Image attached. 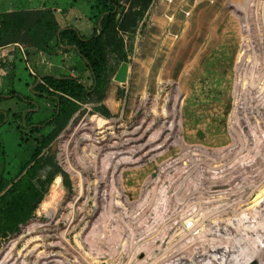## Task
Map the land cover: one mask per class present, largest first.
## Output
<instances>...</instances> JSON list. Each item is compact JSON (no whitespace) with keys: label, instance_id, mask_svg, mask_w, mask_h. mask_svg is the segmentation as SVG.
Returning <instances> with one entry per match:
<instances>
[{"label":"rangeland","instance_id":"rangeland-1","mask_svg":"<svg viewBox=\"0 0 264 264\" xmlns=\"http://www.w3.org/2000/svg\"><path fill=\"white\" fill-rule=\"evenodd\" d=\"M23 2L0 0V13L7 9L18 10L25 7ZM65 7L81 9L79 19L91 22L89 32H94L97 20L95 16L99 12L98 0H65ZM131 9L140 13L136 16L137 24L135 27L123 28L125 22H133L131 17L124 18V14ZM182 10L189 11L190 15L186 16ZM180 19H188L190 29L193 19L197 39L185 43L184 55H178L174 48L166 53L163 46L166 36L164 28L166 25L175 26ZM242 34H259L264 38V0H145V3L141 0L139 4H136V0H121L116 27L103 38L106 66L103 83L89 99L79 104V109L70 118L47 127L40 135H34L30 130L21 128L15 117V114L26 109V105L16 100L3 103L2 109L9 112V117L7 125L0 130L1 175L15 180L30 162L41 138L49 136L51 141L39 157L42 168L35 179L37 187L46 192L45 198L17 233L0 235L1 264H7L9 242L24 226L33 220L50 223L59 216L57 227L62 232L67 230L70 218L75 220L65 238L69 248L66 250L56 246L53 249L56 255L62 251L68 264H144L152 255L155 257L161 246L155 244L153 234L147 237L153 243L145 239L146 243L141 241V230L130 215L129 208L141 210L142 206L137 203L143 197L139 200L135 198L152 166L140 168L141 164L136 159H141L142 153L137 158H130L131 160L128 156L120 158L118 166L113 165V170L120 171L119 174L127 170L123 177L124 183L120 175L119 181L115 179L112 184H108L107 193L101 194L106 200H100L101 184L98 183V177L93 170L85 168L92 164V154L90 151L83 153V141H79L75 154L69 155L71 163L81 162L79 170H82L83 189L82 195L78 197L79 183L62 164L64 136L76 123L86 118L98 126L112 121L121 124L116 131L108 128L106 133L99 134L100 137L107 134L105 142H111V145L118 142L117 132L127 131L128 134L133 130L147 129H150L149 137L157 135L156 140L159 138L164 141L167 135L166 140L176 136L182 145L187 144L186 141L215 147L226 145L227 116ZM12 48L0 49V79L4 76L1 75L3 69L12 75L11 80L15 75L13 63L5 62L6 57L3 56ZM123 64L128 65L127 74L124 81H118L116 78ZM4 90L0 89V94L10 91L7 88L4 93ZM16 90L23 93L26 89L20 84ZM37 104L32 122L38 123L54 116L55 104ZM251 106L255 105H248ZM176 133L184 136H177ZM127 139L124 137V140ZM51 175H54L53 180L48 183ZM116 193L119 194L118 200L115 198ZM128 193L135 201L128 197ZM120 199L124 201L120 202ZM255 201L248 203L252 205L248 209L264 208L256 206L258 202ZM118 205L121 209H116L119 208ZM188 207L182 209L177 221L186 216ZM119 217L123 219L122 222L118 221ZM130 217L132 222L129 221ZM250 220L255 222L252 217ZM263 223L264 214H261L260 224ZM118 229H122L121 232ZM129 229L132 234L127 236ZM46 232L52 237L55 235L50 230ZM182 246H179V250L172 249L160 260L149 263L166 264L169 260L174 261L179 254L186 257V262L193 255L197 259L199 254H193V250L183 251L185 246ZM243 248L248 249V252L252 250ZM219 252L218 250L215 254L218 256Z\"/></svg>","mask_w":264,"mask_h":264},{"label":"built area","instance_id":"built-area-1","mask_svg":"<svg viewBox=\"0 0 264 264\" xmlns=\"http://www.w3.org/2000/svg\"><path fill=\"white\" fill-rule=\"evenodd\" d=\"M182 13L190 15L189 11L182 10ZM169 19L172 21L171 17ZM235 66L225 146L187 141L182 145L176 138H169L165 144H162L163 139L151 142L148 131H142L144 136L137 132L123 147L100 146L103 147L99 151L100 195L107 193V185L114 179L119 181L120 175L122 180L127 171L119 174L120 171L113 170L112 165L117 163L113 160L117 156L135 158L134 153L142 152L138 162L140 168L152 166L135 198L143 197L137 203L142 208L134 210L128 206L130 215L141 230L142 242L145 239L153 243L147 239L153 234L158 246L183 245L184 251L207 255L183 264L203 261L215 264L212 255L221 248L259 250L260 247L258 225L254 226L248 217L261 223L262 210L248 209V203L264 199V38L259 34H242ZM251 104L255 106L248 107ZM111 152H115L112 158ZM118 197L116 193L117 200ZM128 197L135 201L129 193ZM187 206L186 216L177 221ZM116 215L120 216V213L116 212ZM118 221L123 219L119 217ZM127 234H132L130 229ZM189 237L191 239L187 240ZM258 253L260 255V251ZM222 256L224 258L218 264H233L231 253L225 251Z\"/></svg>","mask_w":264,"mask_h":264},{"label":"trees","instance_id":"trees-1","mask_svg":"<svg viewBox=\"0 0 264 264\" xmlns=\"http://www.w3.org/2000/svg\"><path fill=\"white\" fill-rule=\"evenodd\" d=\"M98 1L99 12L95 16L97 20L90 36H85L74 27H63L56 10L52 8L0 13V48L19 44L33 52H44L51 56L68 48L74 49L85 61L94 83L93 87L89 88L82 80L72 76H38L34 80L32 93L37 98L54 102V116L38 123L32 122L38 104L33 97L12 89L9 93L0 95V130L8 123L9 112L2 109V104L6 101L16 100L26 105V109L15 114V117L21 128L30 130L34 135H40L47 127L70 118L79 109V104L89 99L102 85L106 70L103 38L116 27L121 0ZM140 1L136 0V4ZM139 14L132 9L125 13L124 18L131 17L133 22H125L123 28L135 27L136 16ZM41 139L36 144L30 162L15 180L0 174V235L17 233L45 198L46 192L37 187L35 179L42 168L39 157L51 137L43 136ZM53 177L54 175H51L47 182L51 183Z\"/></svg>","mask_w":264,"mask_h":264},{"label":"bare ground","instance_id":"bare-ground-1","mask_svg":"<svg viewBox=\"0 0 264 264\" xmlns=\"http://www.w3.org/2000/svg\"><path fill=\"white\" fill-rule=\"evenodd\" d=\"M178 112L180 113L181 111L178 110ZM100 120H102V119H100ZM183 123H185V122H183ZM120 126H121V124H119L117 121H112L110 124H103L101 126H98L95 123L91 122L89 119L85 118V119L80 120L78 123H76L71 128V130L67 133V135L64 136V140L62 142L63 143L62 144V148H63L62 164L68 171L71 172V174L73 175V178L76 180V182L79 183L80 193H79L78 197H80L82 195V189H83V182L81 180V171L82 170H79L81 162L71 163L69 160V157H71V156H69V155L75 154L76 145L79 143V141H83V148H82L83 153L86 154L87 152L90 151L92 154V158H93L92 164H90V165L85 164L86 166L85 165H83V166H85L86 169H91L96 173V175L98 177V183H99V151L101 149H103V147H100V146L109 147V148L112 147L114 149L117 148L118 146L123 147V146H126L125 145L126 141L128 140L130 142L132 136L136 135L137 132L142 133V130L141 131L133 130L134 132H131V133L129 132L128 134H127V131L117 132L118 142L117 143L113 142L112 145L110 144L111 142L110 143L105 142V137L107 138V134H105L103 137L99 136V134L106 133L108 128L114 129L112 131H116V129L120 128ZM149 130L147 129L148 133H149ZM143 131H145V130H143ZM175 131H177V130L175 129ZM165 132H167V131H165ZM144 133H142L143 136H144ZM112 134H114V133H112ZM175 135L184 136L183 134H179V133L178 134L176 133ZM156 136L157 135L153 134L152 137H149V140L151 139V142L156 141V138H157ZM124 137H128V139L124 140ZM166 138H167V135L165 136V139H164L162 144L167 142ZM175 138H176V136H175ZM114 153L115 152L110 153L111 158L113 157ZM141 153L140 152L134 153L135 158H137L138 155ZM132 154H133V152H132ZM122 159H124V158H122ZM136 160L139 161L140 159L138 158ZM113 161L114 162L117 161V163H114L113 165L115 167L118 166L119 161H120V156H117V158H115ZM88 164H89V162H88ZM114 181H115V179L112 182H114ZM97 195H99V194H97ZM102 196L103 195H101V197ZM102 200H106V199L104 197H102ZM108 202H110V201H108ZM255 202H258V204L256 203V206H258V205L259 206L261 205L262 207L264 206V199L257 200ZM214 203H216V202H214ZM112 204H114V203H112ZM253 205H255V204H253ZM250 206H252V205H250ZM118 207H119V205H118ZM260 210H262V216H263L264 208H260ZM59 218H60V216L55 221H52L50 223H44V222L39 221V220H33L30 223H28L26 226H24L22 231L19 234H17L9 242L7 264H68L67 258L62 256V251L60 252V254L56 255L53 253V249L56 246H58L61 249L65 248L66 250H67V248H69V243H68V241H66L67 239H65V238H66V235L69 233V231L73 228V224L75 223V220L73 217L70 218L69 223L67 225V230L62 232V231H59L58 230L59 228L57 227ZM250 219H251V217H250ZM253 223H254V226L258 225V228L256 230H259V234H260L259 237L261 238L260 243H259V245H260L259 250L253 248L250 252H248V249H244V248L242 249V247L240 250L234 249V248L232 249V247H230V248L226 247L225 250L223 248H221V249H219V251L221 252V253L219 252V254H220L219 256H217V254L212 255L213 260L216 261L215 264L221 263V259L224 258L222 256V253L225 251H228L229 253H231L230 259H231L233 264H252L253 262H257V261H261L259 263L264 264V259H263L264 244L262 242L263 241L262 239H264V223L263 224H260V222L259 223L253 222ZM255 228L256 227H253V229H255ZM48 230H50L51 233H55V235H53L54 237H52L51 234L49 235L48 232H46ZM189 239H191V238L189 237ZM51 240H52V242H50ZM182 247H184V246H182ZM146 248H144V249H146ZM167 248L178 249L180 247L179 246L171 247L168 245ZM167 248L160 247V249L158 250V253L155 254V257L152 255V257L150 259H148V260L145 259L146 262H144V264L145 263L148 264L152 260H156V259L160 260L166 253L172 251V250H169ZM258 251H260V255H259ZM180 252H182V251H180ZM186 252H185V255H186ZM190 254H192V253H190ZM165 256H167V255H165ZM193 256L194 257L190 258V259H194L195 255H193ZM205 256H207V255H203L202 253H200L197 256V258H203ZM169 261H170L169 263L168 262L167 263L165 262V263L166 264H183L184 261L186 262V257L182 254L181 255L179 254V256L177 255V257H175L174 261H171V260H169ZM155 262L156 261H154V263ZM204 262L205 261H203L199 264H205ZM151 263H149V264H151Z\"/></svg>","mask_w":264,"mask_h":264},{"label":"crops","instance_id":"crops-1","mask_svg":"<svg viewBox=\"0 0 264 264\" xmlns=\"http://www.w3.org/2000/svg\"><path fill=\"white\" fill-rule=\"evenodd\" d=\"M23 1L25 7H21L18 10L52 8L56 10L59 22L63 27L71 26L81 31L85 36L92 35V33L89 32L90 25L92 23L89 21L85 22V20L83 19H79V17H81L79 15V11L81 9L71 7L66 8L65 0ZM7 5V3H4L5 7H8ZM10 11L16 10L7 9L4 12ZM188 25V19L177 20L175 26L166 25V27L164 28V31L166 32V36L164 39L165 45H163L165 46L166 53L171 52L174 48L178 55H184V52L186 51L184 47L185 43L197 39V35L194 32L193 19L191 20V29ZM11 47L13 48L8 50L7 54H4L3 56L6 57L4 58L5 62L11 61L13 63L15 67V75L13 77V80H11L12 75L8 74L9 72H7V70L3 69L1 71V75L4 76L0 79V89H5L4 93L6 92L7 88H9L10 91L12 89L16 90L18 89V85L23 84L26 90L21 94L33 97L34 100L36 99V103L46 102L48 104H54V102H51L47 99L37 98L32 94V87L36 77L46 74L56 76H72L82 80L89 88H92L94 85L90 70L88 69L85 61L74 49L68 48L66 51L59 52L55 56H51L44 52H33L30 49H27L26 47L19 44L9 45L0 49L2 50L4 48ZM9 51L13 52L11 53Z\"/></svg>","mask_w":264,"mask_h":264},{"label":"water","instance_id":"water-1","mask_svg":"<svg viewBox=\"0 0 264 264\" xmlns=\"http://www.w3.org/2000/svg\"><path fill=\"white\" fill-rule=\"evenodd\" d=\"M127 68H128V65L127 64H123L118 75H117V80L118 81H124L125 77H126V74H127ZM252 264H258L257 262H253Z\"/></svg>","mask_w":264,"mask_h":264}]
</instances>
